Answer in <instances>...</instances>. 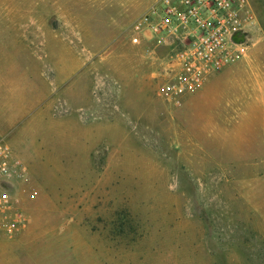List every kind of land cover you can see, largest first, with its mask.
<instances>
[{
  "label": "rangeland",
  "instance_id": "obj_1",
  "mask_svg": "<svg viewBox=\"0 0 264 264\" xmlns=\"http://www.w3.org/2000/svg\"><path fill=\"white\" fill-rule=\"evenodd\" d=\"M151 0H0L10 264H264V0L178 103Z\"/></svg>",
  "mask_w": 264,
  "mask_h": 264
},
{
  "label": "built area",
  "instance_id": "obj_2",
  "mask_svg": "<svg viewBox=\"0 0 264 264\" xmlns=\"http://www.w3.org/2000/svg\"><path fill=\"white\" fill-rule=\"evenodd\" d=\"M252 20L246 0H151L133 31L137 38L168 49L162 97L176 104L207 74L237 59L244 28ZM19 170V159L0 138V230L11 204L3 183Z\"/></svg>",
  "mask_w": 264,
  "mask_h": 264
},
{
  "label": "crops",
  "instance_id": "obj_3",
  "mask_svg": "<svg viewBox=\"0 0 264 264\" xmlns=\"http://www.w3.org/2000/svg\"><path fill=\"white\" fill-rule=\"evenodd\" d=\"M246 3L248 8L251 10V6L249 5L250 4L249 0H246ZM5 247L6 246L4 245V243L0 240V264H10V259L8 257L9 255Z\"/></svg>",
  "mask_w": 264,
  "mask_h": 264
}]
</instances>
